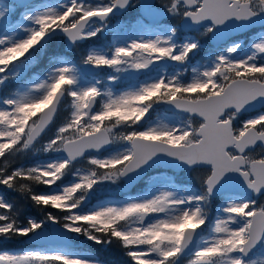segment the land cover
I'll return each mask as SVG.
<instances>
[{"label": "snow or ice", "instance_id": "1", "mask_svg": "<svg viewBox=\"0 0 264 264\" xmlns=\"http://www.w3.org/2000/svg\"><path fill=\"white\" fill-rule=\"evenodd\" d=\"M256 20L264 25V0H0V91L17 84L0 98V187L44 213L21 223L0 195V241L32 246L0 251V264H100L72 237L118 241L132 264H256L264 27L247 45L233 39ZM205 38L215 44L201 56ZM58 44L88 46L74 60ZM158 111L170 115L153 120ZM18 153L49 158L9 171ZM185 172L198 187L178 179ZM128 185L122 198L109 194Z\"/></svg>", "mask_w": 264, "mask_h": 264}, {"label": "rangeland", "instance_id": "2", "mask_svg": "<svg viewBox=\"0 0 264 264\" xmlns=\"http://www.w3.org/2000/svg\"><path fill=\"white\" fill-rule=\"evenodd\" d=\"M4 2H6V1H4ZM33 3H40V2H48V3H53V4H55V3H58V2H60V0H34V1H32ZM90 2H92V3H99L100 2V0H90ZM7 3V2H6ZM137 11L138 10H134V11H131L127 16H125V17H123V18H131V17H134V16H136V14H137ZM18 17H14L13 19L15 20V19H17ZM125 21L127 20V19H124ZM172 21H174V20H172ZM254 36V35H253ZM250 38H252V37H249V39ZM205 40V39H204ZM203 40V41H204ZM202 41V42H203ZM249 41V40H248ZM243 44H244V42H242ZM248 44V43H247ZM246 44V45H247ZM88 45H85V47H87ZM85 47H82L81 49H77V50H73V49H66V48H64L63 47V45H56L55 46V48H54V50H56V51H60V52H64L65 54H67L70 58H72V59H74V60H79V58H80V56H81V54L83 53V51H84V48ZM206 51H211V50H208L206 47H205V49H204V51H202L201 53H200V55L201 56H203L204 54H205V52ZM197 59H199V57L197 58ZM195 62V61H194ZM39 65V64H38ZM38 65H36L33 69H32V72H34V73H39V72H41V71H37L38 69ZM37 69V70H36ZM169 71H171V69H169ZM187 75H191V71H190V69H189V72L187 73ZM17 90V84L15 83V82H9L5 87H4V89L2 90V91H0V98H2V96L3 95H6V94H8L9 92H14V91H16ZM67 103H68V101H67V99H66V101H65V106L64 107H62L61 108V110H60V112H59V114H58V116H57V118H56V123L57 124H59L60 122H62L63 121V119L65 118V116L68 114V108H67ZM97 107H99V105H97ZM166 115H170V114H161V113H159V112H154V114H153V116H152V119L153 120H156L157 118H159V117H164V116H166ZM46 139V138H45ZM260 152H258V153H253V155H256V154H259ZM22 155V158H21V160L18 162V165L17 166H14V165H12V163H11V165H10V167H9V171L12 169V168H15V167H18V166H20L21 164H23V165H25V166H29V165H31V164H33V163H35V162H37V161H42V160H46V159H48L49 157L48 156H46L45 154H43V153H27V154H21ZM4 166V160L3 159H0V167H3ZM84 166H86V164H85V162H81L80 164H78L77 165V167H84ZM150 175L152 174V173H149ZM169 174L171 175V174H173V173H171V172H169ZM197 175L198 174H196V176H192V182H191V184H194L195 186L194 187H198V180H197ZM177 176H178V179L179 180H182V181H189L190 180V178H189V174L188 173H177ZM71 179V177H69L67 180H70ZM39 187V190H37V192H41V191H45L46 189H45V186H43V185H39L38 186ZM113 187H115V186H113ZM143 187V185L142 184H138L134 189H133V191L135 192V191H139L141 188ZM5 191H7V189H5V188H2V187H0V195H4L5 196ZM110 195H113V196H117V194H120L119 196H121L122 195V193H121V191L119 190V188L118 189H113L112 191H111V193H109ZM107 195V194H106ZM116 197V198H121V197ZM5 198H6V196H5ZM7 199V198H6ZM258 202H260V203H264V198H261V199H259L258 200ZM93 203H95V201H93ZM216 203H219V201H217ZM216 203H214L211 207H210V209H209V211H210V215H212V216H215V214H216V209H217V207H218V205L216 204ZM27 219V218H26ZM26 219H25V221L24 222H26ZM20 222V221H19ZM21 223H23V222H21ZM73 239H74V246H75V248H76V250L77 251H79V252H81V254H83V255H85L87 258H89V259H93V260H97V261H99L100 262V264H104V263H102L100 260H99V258L98 257H96L95 255H93V254H91V253H89L85 248H83L82 247V245L81 244H77V240H78V238L79 237H72ZM80 238H83V237H80ZM84 240H86L85 238H83ZM87 241V240H86ZM23 245V244H22ZM30 247H32V246H19L18 248H15L14 250H8V249H4V250H0V251H18V250H23V249H28V248H30ZM121 250H122V255H123V258H124V260H125V262L127 261V260H130V258L129 257H127L126 256V254H125V250L121 247ZM252 259H254L255 261H256V264H264V252H259V250H257V252H256V255H254L253 257H252ZM181 264H188V258L186 257V258H184V259H182L181 260Z\"/></svg>", "mask_w": 264, "mask_h": 264}, {"label": "trees", "instance_id": "3", "mask_svg": "<svg viewBox=\"0 0 264 264\" xmlns=\"http://www.w3.org/2000/svg\"><path fill=\"white\" fill-rule=\"evenodd\" d=\"M44 62V61H42ZM41 66L45 67V63H41ZM22 155L18 153L16 157L12 160V165L17 166L18 162L21 160ZM38 184L32 185V191L37 192L39 190ZM6 198L9 199L11 202L15 203L17 208L20 210L18 220L20 222H24L25 219L29 216L33 218H43L44 213L34 208L31 205V202L26 199L22 194L18 192H11L7 189L5 191ZM46 211H51L53 213H57L55 209H46ZM78 244H81L83 248H85L89 253L95 255L99 258V260L104 264H132L131 260H127L125 262L121 246L118 241H113L111 244H104V245H95L89 241L84 240L83 238H78ZM22 246L21 239H13L11 241L3 242L0 244V250L8 249L14 250Z\"/></svg>", "mask_w": 264, "mask_h": 264}, {"label": "water", "instance_id": "4", "mask_svg": "<svg viewBox=\"0 0 264 264\" xmlns=\"http://www.w3.org/2000/svg\"><path fill=\"white\" fill-rule=\"evenodd\" d=\"M7 1H9V0H7ZM32 1H33V0H32ZM152 2H154V0H152ZM260 26H263V25L261 24V21L256 20V21H253V22L248 26V30H251V29H253V28L260 27ZM248 30L241 29V30L239 31V34H243V33L247 32ZM239 34H237V35H239ZM234 36H236V35H234ZM209 40H210V43H211L212 45L215 44V41H214V40H211L210 38H209ZM85 71H89V70L85 69ZM130 189H131V185H128L127 187H121V190H122L123 192H127V191H129ZM241 193H243V190H241ZM0 242H1V241H0ZM26 244H27V243H26ZM72 244H73V241H72Z\"/></svg>", "mask_w": 264, "mask_h": 264}, {"label": "flooded vegetation", "instance_id": "5", "mask_svg": "<svg viewBox=\"0 0 264 264\" xmlns=\"http://www.w3.org/2000/svg\"><path fill=\"white\" fill-rule=\"evenodd\" d=\"M209 48H213V47H211V46H208ZM255 114V112H249V113H246L244 116H242L241 118L243 119V118H247L248 116H251V115H254ZM258 151H255L254 153H257ZM256 198V197H255Z\"/></svg>", "mask_w": 264, "mask_h": 264}]
</instances>
